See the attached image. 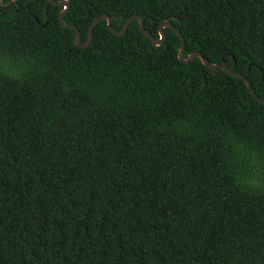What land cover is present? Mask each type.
I'll return each instance as SVG.
<instances>
[{
	"label": "trees",
	"instance_id": "1",
	"mask_svg": "<svg viewBox=\"0 0 264 264\" xmlns=\"http://www.w3.org/2000/svg\"><path fill=\"white\" fill-rule=\"evenodd\" d=\"M62 1V0H53ZM244 75L264 0H68ZM0 1V264H264V105L243 79L48 0ZM234 58L236 64L234 65Z\"/></svg>",
	"mask_w": 264,
	"mask_h": 264
},
{
	"label": "water",
	"instance_id": "2",
	"mask_svg": "<svg viewBox=\"0 0 264 264\" xmlns=\"http://www.w3.org/2000/svg\"><path fill=\"white\" fill-rule=\"evenodd\" d=\"M2 1V0H0ZM19 0H10V2L5 5V6H1L2 8H9L11 7L15 2H17ZM53 6H62L63 10L60 12L59 15V20L60 23L62 24V26L64 28H71L72 30H74L76 32V44L78 47L80 48H87L91 45V41H92V32L94 30V28L96 27V25L101 21V20H106L109 30L118 35V36H122L125 34V32L127 31L128 27L130 26V24L135 21L138 20L139 24H140V29L141 31L144 33V35L146 37H148L151 41H152V48L154 47H160L164 44L165 39H166V35L164 32V29H171L172 31H174L181 39V47L178 53V59L181 63H185V64H189L190 62H192L194 59L199 58L201 59L203 65H205L206 67H208L211 70H216V69H222L224 71H226L228 74L243 79L248 87V89L250 90V92L252 93V95L261 103L264 105V101H262L255 93V91L252 88V85L250 83V81L241 74H236L234 72H232V70L227 67L225 65V62L223 60L222 64H212L210 63V61L204 57V55L200 52H193L192 54H190L188 57H185V46H186V42H185V38L184 36L180 33V31L168 20L166 19V21L160 25L159 27V37L156 38L154 37L152 34H150L149 32L146 31L145 29V24H144V20L139 17V16H133L130 17L127 22L124 24L123 28L121 31H116L114 30L113 26H112V18L110 16H108L107 14H102L100 16H98L97 18L94 19L92 25L89 28V32H88V40L86 43H82V36L80 31L78 30V28L76 26L73 25H69L64 21V17L65 15L69 12L70 10V2L68 0H62V1H53V0H48ZM236 64V60L234 58V65Z\"/></svg>",
	"mask_w": 264,
	"mask_h": 264
}]
</instances>
